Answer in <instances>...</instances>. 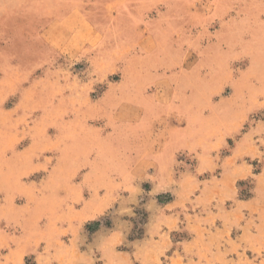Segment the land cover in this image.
I'll return each mask as SVG.
<instances>
[{
	"label": "rangeland",
	"instance_id": "rangeland-1",
	"mask_svg": "<svg viewBox=\"0 0 264 264\" xmlns=\"http://www.w3.org/2000/svg\"><path fill=\"white\" fill-rule=\"evenodd\" d=\"M0 264H264V0H0Z\"/></svg>",
	"mask_w": 264,
	"mask_h": 264
},
{
	"label": "crops",
	"instance_id": "crops-1",
	"mask_svg": "<svg viewBox=\"0 0 264 264\" xmlns=\"http://www.w3.org/2000/svg\"><path fill=\"white\" fill-rule=\"evenodd\" d=\"M48 9V8H47ZM56 10L58 11V15H61V24H64L66 27V24L69 20V18H76L77 19V24H73V25H67L66 28H69L72 26H74V31L76 30L77 34V38L75 42V45L78 44L79 46L84 44L86 45L87 42L89 41V43H91L94 40V34L96 33L95 31H97L95 29V27H93V25L88 26L87 24V20L84 18V13L83 11L77 6V5H73L72 7L69 6H63L62 8L57 7ZM51 13H54L55 15H57L53 9H50ZM48 15V14H47ZM53 28V25H47V27L45 28V33H47L48 31L50 32L51 29ZM65 28V29H66ZM49 40V39H48ZM53 38H51L50 36V40L49 42L53 45L54 48L60 49L61 51L63 50H68L70 49L71 45L70 43H63L62 41H56L53 40ZM94 42V41H93ZM73 45V46H75Z\"/></svg>",
	"mask_w": 264,
	"mask_h": 264
}]
</instances>
